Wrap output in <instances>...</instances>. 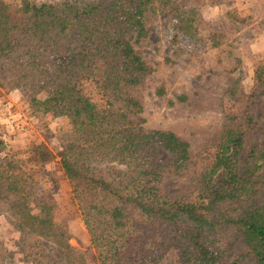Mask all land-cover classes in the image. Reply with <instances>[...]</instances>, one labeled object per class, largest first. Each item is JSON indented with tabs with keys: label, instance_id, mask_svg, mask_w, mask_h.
<instances>
[{
	"label": "trees",
	"instance_id": "16d2710c",
	"mask_svg": "<svg viewBox=\"0 0 264 264\" xmlns=\"http://www.w3.org/2000/svg\"><path fill=\"white\" fill-rule=\"evenodd\" d=\"M175 2L0 0V93L22 90L35 113L68 120L61 167L99 264H161L170 253L179 264H243L242 254L226 259L220 244L228 232L239 234L255 263L264 264V127L261 144L246 152L254 119L241 122L228 113L184 196L172 195L166 181L193 165L190 144L143 127L137 92L155 68L136 45L170 6L184 34H197L196 12ZM253 79L264 88V59ZM24 154L0 159V199L19 230L35 237L33 247L42 251L45 242L72 263L60 207L37 197L42 166L55 154L43 144Z\"/></svg>",
	"mask_w": 264,
	"mask_h": 264
},
{
	"label": "rangeland",
	"instance_id": "374dc122",
	"mask_svg": "<svg viewBox=\"0 0 264 264\" xmlns=\"http://www.w3.org/2000/svg\"><path fill=\"white\" fill-rule=\"evenodd\" d=\"M175 4L196 12L197 34L193 37L184 34L171 6L164 8L149 25L148 38L136 45L144 61L155 68L137 93L144 106L141 116L145 130L170 131L190 144L193 165L182 175H172L166 181L172 195L184 196L202 171V151L219 138L228 113L241 115V122L247 116L254 119L253 127L246 131V152L261 144L264 88L257 86L253 78L256 64L264 59V0H176ZM231 11L237 14L228 17ZM182 96L185 99L180 100ZM68 128L65 118L35 113L24 91L9 94L1 91L0 159L16 153L17 159H25L24 153L32 144H43L55 154L53 162L42 166L37 197L42 203L60 207L72 236L68 244L73 261L66 263L45 242L42 251L38 245V249L33 247L31 240L35 237L19 230L9 203L0 199V264H99L61 167L64 150L60 137ZM226 234L220 245L226 250L227 261L242 254L243 264H256L239 234ZM30 252L36 260L28 257ZM161 264L179 262L170 253Z\"/></svg>",
	"mask_w": 264,
	"mask_h": 264
}]
</instances>
